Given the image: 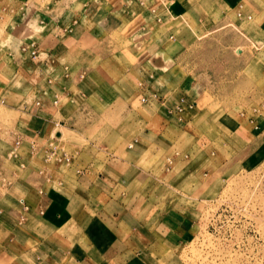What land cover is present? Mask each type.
Here are the masks:
<instances>
[{
    "label": "crops",
    "instance_id": "obj_1",
    "mask_svg": "<svg viewBox=\"0 0 264 264\" xmlns=\"http://www.w3.org/2000/svg\"><path fill=\"white\" fill-rule=\"evenodd\" d=\"M5 1L1 103L19 147L0 168V264H172L196 227L188 203L257 147L184 116L204 87L173 29L206 25L208 0ZM237 1L264 32V0ZM211 122L197 152L177 145Z\"/></svg>",
    "mask_w": 264,
    "mask_h": 264
},
{
    "label": "rangeland",
    "instance_id": "obj_2",
    "mask_svg": "<svg viewBox=\"0 0 264 264\" xmlns=\"http://www.w3.org/2000/svg\"><path fill=\"white\" fill-rule=\"evenodd\" d=\"M231 3L208 0L206 25L181 21L173 29L176 37L184 31L189 48L181 62L204 87L197 108L187 107L184 116L199 111L203 118H212L218 128L246 129L257 147L242 169L215 177L214 185L202 191L199 203H188L195 211L196 227L192 238L173 252L172 264H264V32L256 23L259 18L246 24L238 21ZM6 8L7 2L0 0L1 15ZM3 28L0 25V168L19 147L10 135L14 117L1 103L8 72ZM212 126L215 128L213 122L202 125L201 133L190 129L196 138H181L177 145L195 146L193 151L197 152L198 146L206 144L205 135L211 133ZM177 155L184 159L179 150ZM167 167H172L174 178L180 177L172 161ZM1 172L0 181L5 178Z\"/></svg>",
    "mask_w": 264,
    "mask_h": 264
},
{
    "label": "built area",
    "instance_id": "obj_3",
    "mask_svg": "<svg viewBox=\"0 0 264 264\" xmlns=\"http://www.w3.org/2000/svg\"><path fill=\"white\" fill-rule=\"evenodd\" d=\"M237 16H238V17H241V13H238ZM32 56H34V55L32 54Z\"/></svg>",
    "mask_w": 264,
    "mask_h": 264
}]
</instances>
